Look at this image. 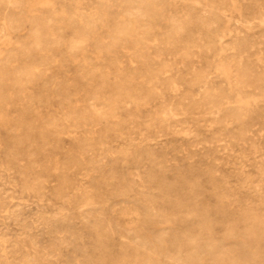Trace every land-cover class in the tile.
Masks as SVG:
<instances>
[{
	"label": "rangeland",
	"instance_id": "rangeland-1",
	"mask_svg": "<svg viewBox=\"0 0 264 264\" xmlns=\"http://www.w3.org/2000/svg\"><path fill=\"white\" fill-rule=\"evenodd\" d=\"M0 27V264H264V0H0Z\"/></svg>",
	"mask_w": 264,
	"mask_h": 264
},
{
	"label": "bare ground",
	"instance_id": "bare-ground-1",
	"mask_svg": "<svg viewBox=\"0 0 264 264\" xmlns=\"http://www.w3.org/2000/svg\"><path fill=\"white\" fill-rule=\"evenodd\" d=\"M200 3V2H199ZM197 4V3H196ZM211 7V6H210ZM154 10V9H153ZM7 11V10H6ZM134 11V10H133ZM209 13V12H208ZM221 14V13H220ZM207 17V16H206ZM212 17V16H211ZM179 19V18H178ZM208 20V19H207ZM191 21V20H190ZM205 22V21H204ZM208 22V21H207ZM248 25V24H247ZM208 26V25H207ZM245 26V25H244ZM201 27V26H200ZM248 27V26H247ZM1 28V27H0ZM141 28V27H140ZM232 29V28H231ZM235 29V28H234ZM238 29V28H237ZM248 29H249V27H248ZM254 29V28H253ZM137 30V29H136ZM233 30V29H232ZM245 30V29H244ZM46 32V31H45ZM134 32V31H133ZM235 32V31H234ZM113 33V32H112ZM240 35V34H239ZM254 35V34H253ZM235 36H237V35H235ZM234 36V37H235ZM239 37V36H238ZM237 37V38H238ZM233 39V38H232ZM169 41V40H168ZM230 41V40H229ZM233 41V40H232ZM82 42V41H81ZM165 42V41H164ZM177 42V41H176ZM224 43V42H223ZM165 44V43H164ZM236 45V44H235ZM237 45H238V43H237ZM177 53V52H176ZM14 54H15V52H14ZM12 58V57H11ZM236 61V60H235ZM4 62V61H3ZM174 64V63H173ZM237 66H238V64H237ZM25 69V68H24ZM9 70V69H8ZM10 74V73H9ZM15 75V74H14ZM170 77V76H169ZM234 79V78H233ZM14 80V79H13ZM7 96V95H6ZM16 101V100H15ZM172 112H174V111H172ZM5 113V112H4ZM181 119V118H180ZM231 121H232V119H231ZM249 121V120H248ZM172 125V124H171ZM238 134V133H237ZM239 136V135H238ZM241 137V136H240ZM24 138V137H23ZM20 142V141H19ZM94 170V169H93ZM91 199V198H90ZM172 230V229H171ZM177 232V231H176ZM139 240V239H138ZM170 241V240H169ZM136 245V244H135ZM140 248V247H139ZM185 258V257H184Z\"/></svg>",
	"mask_w": 264,
	"mask_h": 264
}]
</instances>
